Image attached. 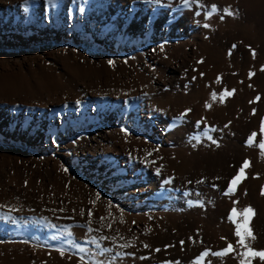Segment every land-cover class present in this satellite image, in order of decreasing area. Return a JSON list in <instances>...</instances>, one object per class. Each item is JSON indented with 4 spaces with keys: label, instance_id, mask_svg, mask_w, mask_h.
I'll list each match as a JSON object with an SVG mask.
<instances>
[{
    "label": "rangeland",
    "instance_id": "374dc122",
    "mask_svg": "<svg viewBox=\"0 0 264 264\" xmlns=\"http://www.w3.org/2000/svg\"><path fill=\"white\" fill-rule=\"evenodd\" d=\"M262 126L264 0H0V264H264Z\"/></svg>",
    "mask_w": 264,
    "mask_h": 264
},
{
    "label": "snow or ice",
    "instance_id": "6c2138e0",
    "mask_svg": "<svg viewBox=\"0 0 264 264\" xmlns=\"http://www.w3.org/2000/svg\"><path fill=\"white\" fill-rule=\"evenodd\" d=\"M212 10L216 11L215 6H213ZM225 11H227V9H225ZM228 14L231 15L230 12ZM221 18H223V17H221ZM233 47H235V46H233ZM226 94L231 95L232 93L228 92ZM213 98H215L214 93H213ZM262 131H264V126H262ZM255 136H256V133L251 134V136L248 139L249 144H251L253 142L252 137H255ZM259 146L261 149H264V141H262ZM248 166H249V162L245 161L244 164L240 167L238 174L231 179L230 185L228 187V193L235 191V188L238 185V183L244 178L245 169ZM0 207H3V206H0ZM240 214H242L245 217V219H244L242 224H237L235 234L238 237H240L238 243H240L242 246L248 247V245L245 244V237H248L250 239H255V236L253 235L252 230L249 227L250 218H251V216L255 215V213H254V210L251 207H249V208L243 209L242 213H240ZM236 215H238L237 210L235 208H233L232 209V216L230 217V219L234 218ZM242 229H243V231H242ZM231 250H232V245L229 244L228 247L223 252L214 253V254L215 255H225ZM204 255H207V253H204ZM245 255H251L253 257L259 256L261 259H264V251H253L250 247H248V252Z\"/></svg>",
    "mask_w": 264,
    "mask_h": 264
}]
</instances>
